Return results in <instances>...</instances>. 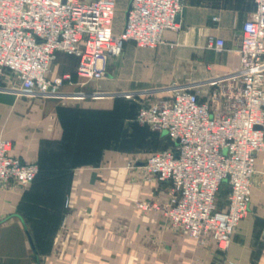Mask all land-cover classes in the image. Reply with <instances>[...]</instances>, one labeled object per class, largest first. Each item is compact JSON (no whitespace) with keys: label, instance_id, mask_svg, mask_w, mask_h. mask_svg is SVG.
Instances as JSON below:
<instances>
[{"label":"crops","instance_id":"1","mask_svg":"<svg viewBox=\"0 0 264 264\" xmlns=\"http://www.w3.org/2000/svg\"><path fill=\"white\" fill-rule=\"evenodd\" d=\"M254 10V0H186L183 29L167 31L155 49L126 42L100 91L80 85L78 58L65 54L50 77L71 74L73 84L55 94L20 92L10 76L0 78V140L39 168L26 189L0 187V264H264V153L251 209L222 253L211 238L197 241L169 222L170 185L149 179L143 165L172 143L136 121L139 100L169 95L172 86L201 82L204 92L195 89L204 97L215 82L230 83ZM211 36L225 41L222 51L208 46Z\"/></svg>","mask_w":264,"mask_h":264},{"label":"built area","instance_id":"2","mask_svg":"<svg viewBox=\"0 0 264 264\" xmlns=\"http://www.w3.org/2000/svg\"><path fill=\"white\" fill-rule=\"evenodd\" d=\"M185 1L129 0L117 32V0H0V78L10 76L20 92L55 94L73 84L71 74L50 77L65 54L78 58L81 86L104 79L126 42L155 49L167 31H181ZM254 3L242 24L240 72L230 83L215 82L204 97L192 84L172 86L169 95L140 103L136 116L172 143L143 165L149 179L170 185L169 222L197 241L211 238L222 253L251 209L256 159L264 153V0ZM208 46L220 52L225 41L211 36ZM38 171L13 154L11 141L0 140V187L26 189Z\"/></svg>","mask_w":264,"mask_h":264},{"label":"rangeland","instance_id":"3","mask_svg":"<svg viewBox=\"0 0 264 264\" xmlns=\"http://www.w3.org/2000/svg\"><path fill=\"white\" fill-rule=\"evenodd\" d=\"M122 3H123V1H126V0H120ZM124 4V3H123ZM124 12H125V9H120V10H118V19L120 20V21H122L123 19H124ZM116 21H117V13H116ZM124 53V52H123ZM123 55V54H122ZM121 55V56H122ZM120 56V57H121ZM120 57H118V58H112V59H110L109 60V62H108V64H107V66H106V72H107V75L108 76H106L103 80H101V81H94V82H92V81H89L88 82V84L86 85V87L85 88H90V86L91 87H93V88H95V89H99V91L101 90V88H102V83H103V81L105 80V79H107V78H109V77H112V75L114 74L113 73V70H114V62L116 61V60H118ZM109 73V74H108ZM110 73H111V75H110ZM181 86H183V85H181ZM184 86H186V85H184ZM192 86L193 87H196V89L198 90H201V93L202 92H204V89H205V87H204V85L201 83V82H198V83H192ZM121 96H123L124 98L125 97H129V96H131V95H121ZM126 99V98H125ZM144 102V100H139L138 101V103H137V107L139 108V104L140 103H143ZM226 192H227V187L226 186H223L222 188H221V190H220V192H219V201H223V199H224V196L226 195Z\"/></svg>","mask_w":264,"mask_h":264}]
</instances>
